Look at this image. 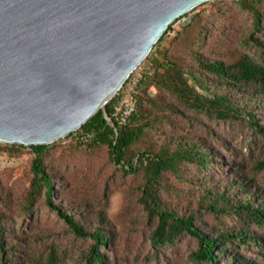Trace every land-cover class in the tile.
<instances>
[{
	"label": "trees",
	"instance_id": "obj_1",
	"mask_svg": "<svg viewBox=\"0 0 264 264\" xmlns=\"http://www.w3.org/2000/svg\"><path fill=\"white\" fill-rule=\"evenodd\" d=\"M237 2L254 17L253 31L245 40L258 54L200 50L206 41L201 14L167 43L174 24L187 12L169 25L141 64L146 68L127 120L114 117L116 95L66 136L121 173L134 176L133 196L148 218L152 246L159 249L190 236L196 241L189 254L194 264H264V38L254 37L264 0ZM197 115L243 122L261 139L262 157L229 163L217 141L214 144L194 130ZM81 135L90 139L80 140ZM58 145L0 143V151L29 149L32 154L21 212L28 213L44 194L73 238L87 244L75 254L55 242L37 246L46 235L31 231L25 236L21 231L15 236L24 242L19 250L5 242L1 215L0 264H109L102 249L122 239L121 212L116 211L113 197L104 193L105 199H97L77 186L79 174H67L52 163ZM225 165L233 166L226 176L219 168ZM192 169L199 174H189ZM82 177L85 185L86 176ZM56 194L62 198L53 204Z\"/></svg>",
	"mask_w": 264,
	"mask_h": 264
},
{
	"label": "water",
	"instance_id": "obj_2",
	"mask_svg": "<svg viewBox=\"0 0 264 264\" xmlns=\"http://www.w3.org/2000/svg\"><path fill=\"white\" fill-rule=\"evenodd\" d=\"M207 1L0 0V143L51 144L77 131L169 25Z\"/></svg>",
	"mask_w": 264,
	"mask_h": 264
},
{
	"label": "rangeland",
	"instance_id": "obj_3",
	"mask_svg": "<svg viewBox=\"0 0 264 264\" xmlns=\"http://www.w3.org/2000/svg\"><path fill=\"white\" fill-rule=\"evenodd\" d=\"M237 1L210 0L200 4L174 24L166 42L169 43L183 27L199 20L196 16L201 14L206 41L200 50L212 54L215 51L237 54L239 50H249L258 54L259 51L252 42L246 43L245 40L253 31L254 17L251 12L243 10ZM261 11L259 31L254 37L264 38V5ZM145 68L146 65H140L134 74L142 75ZM196 122L194 130L210 137L214 144L217 141V146H220L229 163L248 157H262L261 139L243 122L217 121L203 115H197ZM55 142L59 145L52 152L51 162L67 174H79L75 175L77 186L97 199H105L104 193L113 197L116 211L121 212L120 243L102 249L109 264H194L190 262L189 254L196 248V241L190 236L184 235L175 244L159 249L152 246L148 218L133 196L137 185L134 176L121 173L108 160L97 157L94 152H88L87 146H76L73 138L65 137ZM31 160L29 149L13 154L0 151V216L2 215L5 242L14 244L21 250L24 242L16 238V234L21 236L22 231L26 236L31 231H37L46 237L38 240L35 245L55 242L66 245L72 253H80L87 242L73 238L64 220L46 202L44 194L28 213L21 212L22 196L29 185ZM219 168L225 170L223 175L226 176L233 166ZM189 174L198 175L199 172L192 169ZM83 175L86 176L85 185ZM58 194L52 197L53 204L61 201L62 197Z\"/></svg>",
	"mask_w": 264,
	"mask_h": 264
},
{
	"label": "built area",
	"instance_id": "obj_4",
	"mask_svg": "<svg viewBox=\"0 0 264 264\" xmlns=\"http://www.w3.org/2000/svg\"><path fill=\"white\" fill-rule=\"evenodd\" d=\"M135 69L129 77L125 80L121 88L116 92V95H119V101L115 107L114 117L120 122H125L127 118L132 114L135 109V93L136 88L142 77L140 74H134ZM90 139V136L81 135L80 140L87 141Z\"/></svg>",
	"mask_w": 264,
	"mask_h": 264
}]
</instances>
